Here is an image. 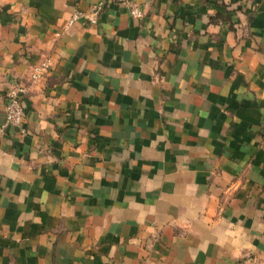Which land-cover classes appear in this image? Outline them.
Instances as JSON below:
<instances>
[{
    "label": "crops",
    "instance_id": "1",
    "mask_svg": "<svg viewBox=\"0 0 264 264\" xmlns=\"http://www.w3.org/2000/svg\"><path fill=\"white\" fill-rule=\"evenodd\" d=\"M131 1L0 0V264H264V0Z\"/></svg>",
    "mask_w": 264,
    "mask_h": 264
},
{
    "label": "built area",
    "instance_id": "2",
    "mask_svg": "<svg viewBox=\"0 0 264 264\" xmlns=\"http://www.w3.org/2000/svg\"><path fill=\"white\" fill-rule=\"evenodd\" d=\"M107 4H126L131 9V15L135 18L142 16V11L139 6L133 4L131 0H106ZM103 6H96V10H100ZM82 18L79 11H75L72 16V21H78ZM93 23V20H90ZM50 69V62L47 60L35 66L30 72V79L37 81L41 79ZM26 87L21 84H13L8 88L4 95L0 96V110L2 111L4 122L0 124V139L2 131L6 126L21 127L24 118L23 98L26 94Z\"/></svg>",
    "mask_w": 264,
    "mask_h": 264
}]
</instances>
